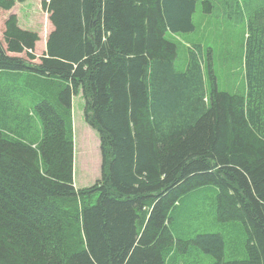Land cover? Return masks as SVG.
Masks as SVG:
<instances>
[{"label": "trees", "instance_id": "trees-1", "mask_svg": "<svg viewBox=\"0 0 264 264\" xmlns=\"http://www.w3.org/2000/svg\"><path fill=\"white\" fill-rule=\"evenodd\" d=\"M41 4L52 30L39 63L37 34L14 14L0 43V75L26 72L58 88L55 105H36V142L9 112L14 99L0 101V264H165L166 249L190 246L214 264H264V0L247 25L245 95L219 91L212 70L206 91L198 49L176 68L166 35L195 30L197 0ZM13 5L0 0L2 10ZM78 93L101 153L100 179L80 190L71 123ZM203 187L216 190L217 221L244 227L245 259L223 260L221 234H171L175 206Z\"/></svg>", "mask_w": 264, "mask_h": 264}, {"label": "rangeland", "instance_id": "rangeland-1", "mask_svg": "<svg viewBox=\"0 0 264 264\" xmlns=\"http://www.w3.org/2000/svg\"><path fill=\"white\" fill-rule=\"evenodd\" d=\"M204 1L197 0L193 15L195 30L190 34H167L166 38L177 46L176 68L184 71L188 65L191 50L198 49L206 91L210 88V70L215 75L219 91L245 95L246 76L245 43L248 27L255 24V9L263 0H208L213 4L212 14H206ZM10 11L0 9V43L5 48L3 33L5 20L14 14L21 29L34 32L38 36L34 63H39L40 54L45 49L47 37L52 30L47 11L41 0H13ZM203 2V3H202ZM250 27V26H249ZM26 58L25 53L17 55ZM209 66L211 68H209ZM49 81L30 73L19 76L0 75V101L12 98L9 112L16 114L30 128L29 141H38L41 123L36 113V105L49 101L55 105L57 89ZM17 91H12L10 89ZM17 88V89H16ZM10 96V97H8ZM3 108L0 105V110ZM84 100L81 93L73 96L71 123L74 143V187L76 190L93 185L101 175V153L97 133L84 120ZM216 190L203 187L183 197L171 214L170 231L175 240L187 241L202 233H218L224 240L223 260L245 259V229L239 222L221 223L216 215ZM165 264H214L211 255L190 246L187 252L169 248L163 252Z\"/></svg>", "mask_w": 264, "mask_h": 264}, {"label": "crops", "instance_id": "crops-1", "mask_svg": "<svg viewBox=\"0 0 264 264\" xmlns=\"http://www.w3.org/2000/svg\"><path fill=\"white\" fill-rule=\"evenodd\" d=\"M247 37V35L245 34V37L244 38H246ZM46 43V42H45ZM35 48H36V46H35ZM44 51V52H43ZM43 52V53H42ZM46 52V46H45V49L43 48V50L41 51V53L42 54H40V56H43V54Z\"/></svg>", "mask_w": 264, "mask_h": 264}]
</instances>
